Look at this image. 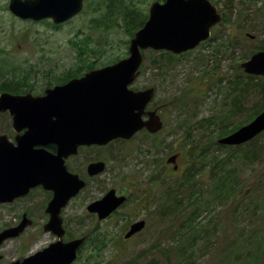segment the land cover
I'll return each mask as SVG.
<instances>
[{"label": "rangeland", "instance_id": "obj_1", "mask_svg": "<svg viewBox=\"0 0 264 264\" xmlns=\"http://www.w3.org/2000/svg\"><path fill=\"white\" fill-rule=\"evenodd\" d=\"M8 1L0 0V87L4 83L34 87L43 80L51 81L44 78L42 70L54 67L49 73L54 78L65 70L80 75L88 64L100 67L127 56L131 28L121 19L115 20L114 15L109 21L103 19L106 5L116 0H84L82 11L59 27L47 20L17 21L8 10ZM119 1L133 14L137 11L148 17L154 0ZM209 1L226 21L211 29L208 40L172 58L159 56L163 51H143L141 77L130 88H156L149 107L159 108L161 130L154 135L142 131L130 140L110 142L102 150L107 161L105 174L64 211L66 219L75 221L82 210V235L93 231L82 249V264H264V133L239 150L220 148L217 141L226 134L215 137L246 122L264 106V94L253 88L247 92V86L250 89L251 84L261 82L259 77L247 76L239 67L264 38V0ZM83 45L87 48L82 52ZM237 84L240 86L236 89ZM192 148H201L212 158L220 156L226 168L236 169L240 186L235 201L212 200L206 211L200 207L212 196L211 177L209 186H204V181L213 160L203 167L208 158L200 159L202 167L196 165L197 173H191L197 185L187 183L182 168L190 166L186 160ZM172 155H176V171L166 163ZM228 155L237 157L231 161L225 159ZM132 181L136 185L129 184ZM111 188L129 196L120 216L130 222L148 217V226L133 239H123L121 222L102 223L93 230L95 218L86 213L85 207ZM193 191H204L202 205L188 204ZM35 194L31 200L8 205L11 207L7 209L0 204V231L22 210H34L33 224L0 246V264L33 255L55 241L42 230L48 196L41 191ZM174 204L185 208L172 211ZM195 209H199V223L207 236L196 233L192 245L186 230L183 235L182 225ZM79 233L71 231L70 235Z\"/></svg>", "mask_w": 264, "mask_h": 264}, {"label": "water", "instance_id": "obj_2", "mask_svg": "<svg viewBox=\"0 0 264 264\" xmlns=\"http://www.w3.org/2000/svg\"><path fill=\"white\" fill-rule=\"evenodd\" d=\"M83 6L84 0L8 1V10L13 16L35 22L50 19L55 25L74 18ZM221 20L222 15L209 0H155L148 9L147 20L129 40L127 57L45 90L42 97L0 94V113H10L14 129L27 128L16 148L7 147L5 137L0 136V203L11 204L38 186L51 191L52 198L45 208L49 219L43 231L57 238L33 255L11 264H70L76 259L85 237L63 242L60 214L85 183L67 171L64 160L76 155L80 146H105L118 139L130 140L142 130L152 135L159 132L162 122L157 110L146 111L154 98V88L129 89L140 73L142 52L165 51L180 55L193 50L210 37L211 28ZM239 67L248 76L264 77V49L253 53ZM263 132L264 110L217 143L240 146ZM48 142L55 144V155L42 149L27 151V145ZM166 162L177 169L176 155ZM95 168L92 173L102 171L103 165L89 166V170ZM125 200L124 196L109 190L100 200L90 203L87 210L103 220ZM30 224L24 215L18 226L0 231V246L18 237ZM143 227L144 221L134 223L124 239Z\"/></svg>", "mask_w": 264, "mask_h": 264}, {"label": "flooded vegetation", "instance_id": "obj_3", "mask_svg": "<svg viewBox=\"0 0 264 264\" xmlns=\"http://www.w3.org/2000/svg\"><path fill=\"white\" fill-rule=\"evenodd\" d=\"M15 18H16L17 21H23V22L27 21V22L39 23V22L44 21V20H42V21L35 22V21H32V20H22V19L17 18V17H15ZM47 21H50L54 26H57V27L63 26L64 24L69 22V21H67L65 23H62V24H59V25H55L52 22V20L47 19ZM67 42L69 43V39H67ZM102 67L103 66H100V67H95L94 66V67H88V68L85 67L84 69H82L81 74L77 75L75 77H71L70 72L65 70V71L61 72V73H65V74H63L59 78H54L55 77L54 75L49 76V73L52 72V69H54V67H51L48 70H42L44 78L45 79L50 78L51 81L43 80L41 83H39L38 85H36L34 87L27 86L25 88H20V87L18 88V85H16L17 89H9V88L7 89L8 84L4 83V85L2 84L1 87H0V94L8 93V94H11V95H19V96H24V95H27V94H31L33 97H42L45 94V90L52 89V88H54L56 86L64 85L65 83H67L71 79L81 77L85 72H88L90 70L99 69V68H102ZM62 68H65V66H63ZM46 76H49V77H46ZM140 77H141V73H139V76H138V78L136 80H138ZM135 81H134V83H135ZM151 87H154V86L148 85V86H145V87H138V88L134 87V88H131V89L134 90V91H142V90H145V89H148V88H151ZM157 108L154 107V106L149 107V105H148L146 107V111L157 110ZM26 132H27V128L26 127H20V129H14L13 128V126H12V117H11V115H10V113L8 111L0 113V136L5 137V141H6L5 145H7V144L9 145V146L7 145V147L16 148L17 145H18V141L21 139V137ZM37 142H38V140H37ZM108 145H105V146H98V145H89V146L84 145V146H80L78 148V150H77V154L76 155L69 156V157H67L64 160V163H65L67 171L69 173H71V174L77 175L79 177V179L85 183V186L78 192V194L74 198L69 200V202L66 205V207L64 209H62V211H61V214H60V217H61V220H62L61 226H62V229L64 230L63 242H69V241H72V240L82 239L83 237H85L84 244H86L88 242V240L90 239V235L89 234H91L93 231L89 230V233H86V234L82 235V210H81V216H79L80 218L79 219L76 218L75 221H69V218L66 219V215L64 214V211L69 205H71L72 200H75V199L80 198V197L82 198L83 193L86 192V190L89 188V186L91 184H97V182H99V179H101L102 176L105 174V172L107 170V161L104 158V154H103L102 150L106 149L108 147ZM27 149H28L27 151H30V152L38 151V150L42 149V150H45V151H47L48 153H50L52 155H55L57 148H56L55 144H53L51 142H48V143L43 144V145H39V144L30 145V146L27 145ZM94 164H102L103 165L102 171H100L98 173H92L94 170H96V168L89 170V166L90 165H94ZM159 169H161L160 166H159ZM159 174H161V171L159 172ZM129 184H134V182L133 181L129 182ZM134 185H136V184H134ZM134 188H135V186L132 189L129 188V192L134 190ZM109 190H114L115 194L117 196H124L126 198V200H125V202L122 205H120V207H118V209H116L112 214H110L107 218H105L103 220H98V217H97V215L95 213H90L87 210V207H88V205H87L85 207L86 213L89 214V215H92V217L94 216V218H95L93 230H95L97 227H99V224H102V223H111V225H115V224H118L119 222H121V225L123 226L122 231H125V233H126L130 229L131 225H133L134 223L139 222V221H144V227L140 231V232H142L145 229V227L148 226V221H147L148 217L145 216V219H139L137 217L133 221L131 220V222L127 221L126 217L125 216H120L119 213H121L120 209L123 208L127 204L128 200H129V196L123 191H121V193L117 192L115 188H111ZM109 190H107V191H109ZM39 191L44 192L48 196V197H46L47 203H48L49 200L52 198V192L44 190L42 187L38 186V187L30 189L27 195L15 199L11 204H5L4 203L3 206H4L5 209H7V208L11 207V206L8 207V205H12L13 206L15 203L21 202L23 200H27V199L31 200L36 195L35 193H38ZM100 199L101 198H99L97 200H100ZM150 199H147V203L149 202ZM97 200H95V201H97ZM45 208H46V206H45ZM134 211H136V208H135V210L133 209V214H134ZM32 213H34V210H32V209H30V210L29 209L22 210L20 213L17 214L18 215L17 219L14 218L15 219L14 222H12V223H10L8 225L6 224L4 226V228H3V230L4 229H9V228H14V227L18 226L19 223L22 220V217L24 215L26 216L27 219H29L31 221V224L29 225V226H31L33 224V219H34V216H33ZM44 213H45V209H44ZM44 218H45V220L47 222L48 219H49V216L45 213L44 214ZM159 222L161 223V222H163V220L160 219ZM28 227H26V228H28ZM71 231H75V232L80 231V233H79V235L77 234L76 236H72V235H70ZM140 232L136 233L135 235H133L132 237H130L128 239H124V238L123 239L126 240V241L130 240V239H133ZM52 236H54V235H52ZM54 238H55V241H56L57 239H56L55 236H54ZM84 244L83 245L81 244V246L78 248L77 257L70 264H82V249L85 247ZM84 264H86V263H84Z\"/></svg>", "mask_w": 264, "mask_h": 264}, {"label": "trees", "instance_id": "obj_4", "mask_svg": "<svg viewBox=\"0 0 264 264\" xmlns=\"http://www.w3.org/2000/svg\"><path fill=\"white\" fill-rule=\"evenodd\" d=\"M105 9H106V12H105V15L103 16V19H105L106 21L107 20L109 21V18L111 16H113V15L116 18L115 20L121 19L122 22H124L125 25H128L131 28V30L129 31V36L130 37L133 36L135 31H137L147 19V15H142V14L138 15L137 11H135L136 14H133L132 11H130L126 7H123L122 2L119 1V0L111 1L110 5H106ZM225 19L223 21H226ZM82 48H84V49H82V52H83L85 50V48H87V47L83 45ZM263 49H264V45H263V42H261L260 43V47H258V49H256V50L250 52V54L247 55L246 58H248L254 52L260 51V50H263ZM163 55H168L169 58L170 57L171 58L175 57L174 55H172L171 53H168V52H160L159 53V56H163ZM119 59H121V58H116L111 63H114V62L118 61ZM153 61H155V60H153ZM86 67L87 68L88 67H94V64L93 63L88 64V65H86ZM76 73L77 72H71L70 73L71 77L77 76V75H75ZM249 79H251V78H249ZM258 79L261 82L260 83L256 82L254 84H251L250 89H249V86H247L248 87L247 88V92H249L253 88L252 90H257L258 92H261L262 94H264V77H259ZM238 84L235 86L236 89L238 88V86H240ZM16 85L17 84L9 83V85L7 86V89L8 88L9 89H17ZM235 88H233V91H234ZM239 94H240V92H239ZM262 110H264V106L259 111L252 113L249 116L250 118L245 120L246 122H241V123L235 124V125L231 126L230 128H228L227 130L219 133V135H217L215 137H219L221 135L224 136L225 134L229 135V134L233 133L234 131H236L241 126L249 123ZM232 112H234V110ZM242 147H243V145L235 146L233 148H237L239 150ZM220 148H226V147L221 146ZM188 155H189V159L186 160V162L189 163L190 166L182 168V171L184 173L185 181L187 183L192 181V183L190 182L192 185H197V183H196V181H194V176L192 177L191 173H195L196 171H198L196 165H199V167H198L199 169H200V167H202L198 163V161L200 159L208 158L206 160V162H205V165L203 166V167H207L209 165L207 163H210V161L213 160V166L210 169L207 170V173L205 175L207 177V179H206L207 182L204 181V186H209L210 183H208L209 182L208 178L211 177V180L213 181V188L210 189L209 192L212 193L211 194L212 196L208 197V199L205 200V201L203 200L204 201V204H203V201H201L200 198L202 197L204 191H201V192L193 191L189 195V199H190L189 202H188L189 205H191V204L194 205L195 203H198L200 205L203 204L200 207H202L204 209V211H206L205 208L207 207V205H209V203L212 200H213V202L216 203L217 201L218 202H220V201L227 202L229 200L235 201L237 199V197L239 195L240 181L238 180V176L236 174V169L235 168H226V164L224 162H222V158H220V156L212 158V156H209V154L207 152H205V150H202L201 148L189 149L188 150ZM228 156L229 157H227L225 159L229 158V160H231V161L234 160V158L237 157L236 155H232V156L228 155ZM209 157H211V158H209ZM243 157H246V155H244ZM175 203H176V201H175ZM177 203H178V201H177ZM180 207L182 209L185 208V207H182V204H177V206L174 204V206L172 207V211H173V209L180 208ZM202 208H201V210H203ZM193 211L194 212L190 213L191 216L189 214L185 218V220H183V223H185V224L182 225V227L185 226L184 229H183V231H184L183 235H186V233H185V230H186L187 233H188L187 240H190L192 245L195 244V242H196V235H195L196 233H200L201 232L202 234L206 235V230H205L204 226H202L201 223H199V218H200V216L198 215L199 209H195ZM89 240H88V242H89ZM191 243H190V245H191ZM95 245L97 246L96 247V250H97L98 249V243H96ZM101 245L103 247L105 246V244H101ZM189 255H191V254H189Z\"/></svg>", "mask_w": 264, "mask_h": 264}]
</instances>
